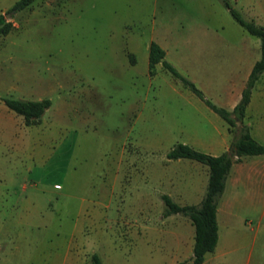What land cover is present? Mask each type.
Here are the masks:
<instances>
[{
    "label": "rangeland",
    "instance_id": "374dc122",
    "mask_svg": "<svg viewBox=\"0 0 264 264\" xmlns=\"http://www.w3.org/2000/svg\"><path fill=\"white\" fill-rule=\"evenodd\" d=\"M15 1L0 0V14L5 15L4 22H11L7 33L0 30V97H19L27 82L30 90L50 82L44 93L52 105L43 121L64 128L77 141L55 152L44 166L31 168L24 151L15 148L20 147L27 124L0 99L6 108H0V264H52L53 252L61 249L56 242L74 225L79 239L108 238L107 232L94 230L87 215L71 212L67 204L61 207L62 189L55 183L63 185L67 177L69 192L91 198L107 183L111 173L105 162L117 155L124 138L151 142L159 129L162 148L184 138L179 126L186 118L176 109L182 103L166 104L172 109L165 111L156 97L177 99L191 90L158 65L149 80L144 56L150 41L163 40L168 57L175 59L192 46L185 34L193 20L222 22L225 30H233L231 24L245 28L222 0H203L216 20L201 13L197 0H34L9 11ZM230 2L248 19L246 7ZM165 32L174 36L161 39ZM129 51L137 56L136 65L130 63ZM64 98L72 106L60 122ZM168 130L171 134L164 135ZM160 154L162 150H157L155 158ZM74 176L79 182H72ZM120 198L116 192L114 208L117 203L137 202ZM30 210H35L33 215ZM254 217L255 223L258 215ZM100 223L106 227L105 220ZM258 231L256 255L264 264V218ZM132 253L136 254L135 248Z\"/></svg>",
    "mask_w": 264,
    "mask_h": 264
},
{
    "label": "crops",
    "instance_id": "0c3cea01",
    "mask_svg": "<svg viewBox=\"0 0 264 264\" xmlns=\"http://www.w3.org/2000/svg\"><path fill=\"white\" fill-rule=\"evenodd\" d=\"M235 2L246 7L249 20L264 25V0ZM196 3L207 19L211 16L216 20L213 12L205 8L203 0ZM192 22L195 24L185 34L191 39L192 46L185 48L175 59L168 57L166 43L157 41L165 50L164 58L178 70L183 68L182 74L190 78L213 103L231 110L241 97L253 65L261 57L260 38L233 24H229L233 30H225L222 22ZM172 36L174 34L165 32L161 39ZM128 54L131 55L130 63L136 65L138 59L135 53L129 51ZM148 54L149 48L144 57L147 77L151 81L158 71L157 65L163 70L167 69L162 62H158L155 73L150 74ZM169 82L174 86L172 80ZM47 85L51 87L50 82H41L40 86L35 85L30 90L27 82L25 88L20 89L25 94L19 97L44 98ZM29 94L35 95L31 97ZM174 102L182 103L176 109L186 118L185 123L179 126L184 138L178 142L214 155L228 148L231 140L228 123L202 98L192 90L177 99L156 97V104H163L165 111L172 109L165 105ZM60 106L61 122L72 103L64 98ZM0 108L6 109L1 102ZM43 119L42 115L38 123L26 125L20 147L15 145L16 150L24 151L22 156L30 161L31 168L44 166L55 152L67 150L71 141H77L76 136L69 137V132L64 128L44 123ZM244 121L249 125L251 134L264 145V71L252 89ZM156 132L154 135L157 137L154 136L151 142L128 141L126 138L120 142L117 155H111L105 162L111 173L107 183L91 198L69 192L65 186L67 177L63 178V185L55 183L62 189L60 198L64 201L61 207L67 204L71 212L87 215L94 230L107 232L108 238L79 239L75 234L77 226L74 225L68 235L56 242L61 249L53 252L52 264H91L93 252L99 254L103 264H133L134 260L137 264H175L191 260L195 241L194 224L180 212L165 213L162 195L167 194L179 204H197L206 190L209 167L188 157H167V152L176 142L162 148L161 132L159 129ZM169 134L171 130L164 133ZM13 135H16L15 129ZM157 150H162L159 158H155ZM79 179L74 176L72 182H79ZM263 182L264 153L245 155L232 164L216 208L218 239L214 249L205 254L204 264H262V259L256 255V245L264 218ZM116 192L120 193L122 200L125 197L137 202L117 203L114 208L112 198ZM65 199L71 202L66 203ZM150 200H158V203L152 205ZM29 206L32 208L36 205L32 203ZM33 211L30 210L28 214L33 215ZM257 215L254 223V216ZM102 219L107 222L106 227L101 225ZM44 243L47 245L48 242ZM132 248H135L136 254L132 253Z\"/></svg>",
    "mask_w": 264,
    "mask_h": 264
},
{
    "label": "trees",
    "instance_id": "16d2710c",
    "mask_svg": "<svg viewBox=\"0 0 264 264\" xmlns=\"http://www.w3.org/2000/svg\"><path fill=\"white\" fill-rule=\"evenodd\" d=\"M34 0H16L9 11L23 9ZM229 9L234 19L250 33L260 38L261 57L255 62L250 72L241 97L233 109L216 105L204 92L188 77L183 75L171 62L164 58V48L155 40L149 44L148 71L154 74L156 64L162 62L163 66L178 77L194 93L202 98L214 111L222 116L228 123L231 140L228 148L221 154L214 155L198 150L186 143L176 142L167 152V157H188L196 159L208 165L209 175L206 190L197 204H179L167 194L162 195L165 213L180 212L189 217L195 227V241L193 254L190 261H178L175 264H204L205 254L212 251L218 239V224L216 208L218 200L224 191L227 175L234 162L240 161L245 155L264 153V145L260 143L250 131L249 125L244 121L245 110L252 89L260 74L264 71V25H258L252 20L246 19L230 2L222 0ZM5 21V15L0 14V30L7 33L11 28V22ZM6 106L23 117L27 125L38 123L52 100L49 97L40 99H28L20 97H1ZM91 264H103L98 253L90 256Z\"/></svg>",
    "mask_w": 264,
    "mask_h": 264
}]
</instances>
